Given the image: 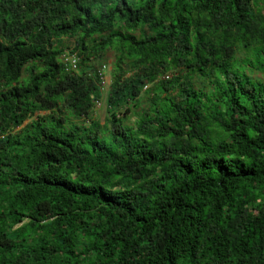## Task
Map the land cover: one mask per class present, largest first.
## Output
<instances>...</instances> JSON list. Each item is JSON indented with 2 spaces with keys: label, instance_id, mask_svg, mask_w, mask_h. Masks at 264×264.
<instances>
[{
  "label": "trees",
  "instance_id": "16d2710c",
  "mask_svg": "<svg viewBox=\"0 0 264 264\" xmlns=\"http://www.w3.org/2000/svg\"><path fill=\"white\" fill-rule=\"evenodd\" d=\"M257 72L264 0H0V264H264Z\"/></svg>",
  "mask_w": 264,
  "mask_h": 264
},
{
  "label": "rangeland",
  "instance_id": "374dc122",
  "mask_svg": "<svg viewBox=\"0 0 264 264\" xmlns=\"http://www.w3.org/2000/svg\"><path fill=\"white\" fill-rule=\"evenodd\" d=\"M65 41V46H69V48L65 47V51L66 52H71V49L73 48V45L74 43L69 41V40H64ZM77 54V53H76ZM78 56V54H77ZM79 57V56H78ZM240 58V61L242 60V58H244V54L241 53L239 54L238 56ZM109 59H107V61L105 63L103 62H96L95 63V66L98 67V69H100L101 67L105 68L106 69L104 70V97L102 98V103L99 104L95 110H94V118L98 121L101 122L102 125H104L108 118H109V113H108V107H107V104H106V98H107V95H108V92H109V89H110V85H111V82H112V62H113V58L111 57V54L109 55L108 57ZM28 73L25 72L24 73V80H26L28 78ZM253 76L257 79H263L264 78V75L261 73V72H257L255 74H253ZM152 87V85H148L145 87V91L146 90H150V88ZM148 100H149V95L148 94H143L142 98H141V102H140V107L136 108H132V110L130 111L129 113V116H131V120L129 121L130 124H132L133 122H135L136 118H137V114L139 113V111L142 109H146L147 108V105H148ZM47 114L49 113H45V112H38L35 114L34 117H32L31 120H28L24 126H26L28 123L32 122L34 119H36L37 116H46ZM68 113L65 111L64 112V117H68ZM56 117H59V114L56 116ZM71 120H74L72 118H70ZM21 128H18L17 131H19Z\"/></svg>",
  "mask_w": 264,
  "mask_h": 264
},
{
  "label": "built area",
  "instance_id": "2783aa9c",
  "mask_svg": "<svg viewBox=\"0 0 264 264\" xmlns=\"http://www.w3.org/2000/svg\"><path fill=\"white\" fill-rule=\"evenodd\" d=\"M63 62L66 66V71L75 72L78 70L79 58L77 55L65 54L63 56Z\"/></svg>",
  "mask_w": 264,
  "mask_h": 264
},
{
  "label": "bare ground",
  "instance_id": "6f19581e",
  "mask_svg": "<svg viewBox=\"0 0 264 264\" xmlns=\"http://www.w3.org/2000/svg\"><path fill=\"white\" fill-rule=\"evenodd\" d=\"M65 54H70V55H77L76 53H72V52H66L65 51ZM64 54V55H65ZM63 55V56H64ZM63 56H62V60H63ZM79 58V63H78V70L77 71H75V72H69V73H79L80 72V63H81V59H80V57H78ZM64 63V62H63ZM65 65V64H64ZM104 67V66H103ZM103 67H101V70H100V75H101V80H102V85L104 84V82H105V80H104V70L106 69V67L105 68H103ZM65 70H66V66H65ZM68 72V71H67ZM103 90H104V87H103Z\"/></svg>",
  "mask_w": 264,
  "mask_h": 264
}]
</instances>
